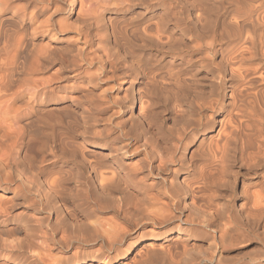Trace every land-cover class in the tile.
Returning a JSON list of instances; mask_svg holds the SVG:
<instances>
[{"label":"bare ground","instance_id":"1","mask_svg":"<svg viewBox=\"0 0 264 264\" xmlns=\"http://www.w3.org/2000/svg\"><path fill=\"white\" fill-rule=\"evenodd\" d=\"M0 264H264V0H0Z\"/></svg>","mask_w":264,"mask_h":264},{"label":"rangeland","instance_id":"2","mask_svg":"<svg viewBox=\"0 0 264 264\" xmlns=\"http://www.w3.org/2000/svg\"><path fill=\"white\" fill-rule=\"evenodd\" d=\"M252 245V244H251ZM253 249H256V248H254V245L253 246H250V245H246V246H243V247H240V250H239V252L240 253H243V252H249V250L252 252V250ZM257 250V249H256ZM253 251H255V250H253ZM80 259V258H79Z\"/></svg>","mask_w":264,"mask_h":264}]
</instances>
